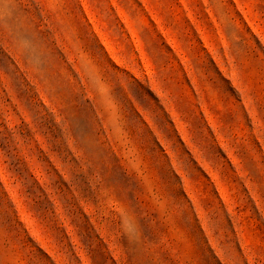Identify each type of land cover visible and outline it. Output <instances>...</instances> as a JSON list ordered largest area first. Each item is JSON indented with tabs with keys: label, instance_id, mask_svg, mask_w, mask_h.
<instances>
[{
	"label": "rangeland",
	"instance_id": "374dc122",
	"mask_svg": "<svg viewBox=\"0 0 264 264\" xmlns=\"http://www.w3.org/2000/svg\"><path fill=\"white\" fill-rule=\"evenodd\" d=\"M0 264H264V0H0Z\"/></svg>",
	"mask_w": 264,
	"mask_h": 264
}]
</instances>
